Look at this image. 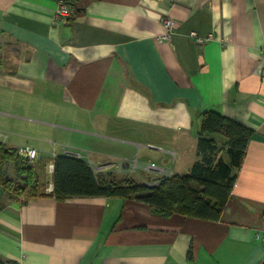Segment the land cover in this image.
<instances>
[{
	"label": "crops",
	"instance_id": "obj_1",
	"mask_svg": "<svg viewBox=\"0 0 264 264\" xmlns=\"http://www.w3.org/2000/svg\"><path fill=\"white\" fill-rule=\"evenodd\" d=\"M58 3L0 0V132L9 147L38 150L48 194L23 201L0 186V264L263 261L264 0H71L56 21ZM169 16L175 31L161 41ZM212 109L254 129L219 220L163 216L132 198L51 194L45 164L69 144L87 146L96 171L138 169L141 182L189 173L200 113Z\"/></svg>",
	"mask_w": 264,
	"mask_h": 264
},
{
	"label": "trees",
	"instance_id": "obj_2",
	"mask_svg": "<svg viewBox=\"0 0 264 264\" xmlns=\"http://www.w3.org/2000/svg\"><path fill=\"white\" fill-rule=\"evenodd\" d=\"M199 159L186 174L161 175L146 182L112 171H96L84 158L60 154L54 159L53 194L59 200L105 196L137 199L163 216L181 214L219 220L233 191L254 129L212 109L200 113ZM36 162L0 143V186L11 199L30 200L41 192ZM10 167L13 173H10Z\"/></svg>",
	"mask_w": 264,
	"mask_h": 264
},
{
	"label": "built area",
	"instance_id": "obj_3",
	"mask_svg": "<svg viewBox=\"0 0 264 264\" xmlns=\"http://www.w3.org/2000/svg\"><path fill=\"white\" fill-rule=\"evenodd\" d=\"M70 1L71 0H59L57 12L55 15L56 21H63L66 19V17H68L71 14ZM162 23H163V26L165 28V32L162 35H160L161 41L170 39L172 37L174 31H175L174 20L170 16L163 18ZM191 35L193 37H196V40L198 43H203L205 41V38L198 35L195 31L191 32ZM262 50H263V54H264V46H263ZM7 138H8V134L1 131L0 132V143L5 144ZM17 149H18L19 154L25 159V161L27 163L32 164V163L37 161L38 150L36 148L27 145V146H21ZM66 153L71 154V151H66ZM74 154H76V153H74ZM126 164L130 165L129 162H125L123 165H121L118 168L119 171H122L123 166H125ZM91 165L93 167H95L94 163H91ZM149 167L151 169H154V170H159V171L162 170L161 168L156 166L154 163L149 165ZM50 168H51V170H53L54 165L51 164ZM165 175H171V173L165 174ZM155 183H157V182H155ZM21 200H23V198H21ZM257 237L264 243V229H262L260 232L257 233ZM259 264H264V260L261 261Z\"/></svg>",
	"mask_w": 264,
	"mask_h": 264
},
{
	"label": "rangeland",
	"instance_id": "obj_4",
	"mask_svg": "<svg viewBox=\"0 0 264 264\" xmlns=\"http://www.w3.org/2000/svg\"><path fill=\"white\" fill-rule=\"evenodd\" d=\"M24 140V139H23ZM42 144H44V143H42ZM86 145H88V146H90L91 147V145L90 144H86ZM81 146V148L80 147H76V145H72V144H69V145H67L66 147H67V150H69V151H71V152H76V153H80L82 156H84V158L85 159H87L88 161H90V162H92V160L94 161V159H95V155L94 154H92L90 151H87L86 150V148H87V146H83V145H80ZM44 147L46 148V149H49L50 151H51V145H50V143L48 142V144H44ZM75 147V148H74ZM135 158H133V159H130V160H134ZM108 161H110V162H114V163H118V164H122V162H124L125 161V159H123V158H118V157H111V158H109V160ZM172 164V163H171ZM46 166V169H48V168H50L49 166H48V163H46L45 164ZM39 167H40V165H39ZM170 167V166H169ZM176 167H180V164H178ZM10 169H11V167H10ZM168 169V168H167ZM136 172H138V173H140V171L137 169V171ZM166 172H169V170H167ZM138 173H135V174H132V172H130V173H126V174H124V176H132V177H134V179L136 178L137 179V181L138 182H141V180H140V178H139V174ZM117 174V173H116ZM164 174V173H163ZM163 174H158V176H161V175H163ZM169 174V173H168ZM118 176L119 177H123V175H120V174H118ZM155 175H152V177H154ZM39 178H40V185H41V187H43L44 185V182H45V179L43 178V176L41 175V174H39ZM155 178H156V176H155ZM154 178V179H155Z\"/></svg>",
	"mask_w": 264,
	"mask_h": 264
}]
</instances>
